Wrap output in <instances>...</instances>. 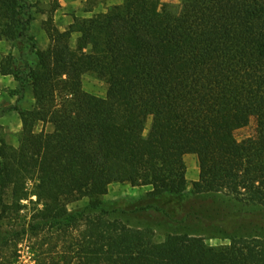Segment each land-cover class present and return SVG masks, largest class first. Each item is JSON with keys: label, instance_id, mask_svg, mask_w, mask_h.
Listing matches in <instances>:
<instances>
[{"label": "trees", "instance_id": "16d2710c", "mask_svg": "<svg viewBox=\"0 0 264 264\" xmlns=\"http://www.w3.org/2000/svg\"><path fill=\"white\" fill-rule=\"evenodd\" d=\"M106 1L88 0L90 11ZM121 1L76 19L74 46L73 31L59 30L50 14L49 46L40 50L28 34L31 0H0V42L20 45L0 73L17 82L9 110L22 120L18 146L0 143V220L23 209L29 181L39 206L23 232L33 264H264L262 235L220 246L191 233L157 241L152 229L102 209L114 183L180 201L189 154L199 167L191 194L264 207V0H183L179 10L162 0ZM89 73L107 83L105 97L84 90ZM29 86L32 109L20 105ZM252 120L257 135L238 141L236 130ZM82 200L85 207L67 209ZM15 255L0 253V264H14Z\"/></svg>", "mask_w": 264, "mask_h": 264}, {"label": "rangeland", "instance_id": "374dc122", "mask_svg": "<svg viewBox=\"0 0 264 264\" xmlns=\"http://www.w3.org/2000/svg\"><path fill=\"white\" fill-rule=\"evenodd\" d=\"M179 10L183 0H162ZM33 5L34 20L29 30V35L34 38L36 46L40 50H46L49 46L48 34L44 22L49 15L53 16L55 26L61 30L73 31L71 43L76 44L79 33L76 31V19L90 18L94 14L102 13L110 6L120 4L121 0H107L98 4L93 11L88 0H31ZM19 43L12 40L0 42V63L8 55H19ZM30 62L35 64L34 53L29 52V47L23 49ZM87 54L92 57L95 52L92 47L87 49ZM25 75V73H23ZM0 76H4L1 75ZM6 81H0V102L4 96H9L14 103L6 106H15L18 95L11 90L12 84L17 82L13 75H5ZM83 88L85 91L99 97L107 94V83L93 74L83 76ZM15 87V88H16ZM5 101L0 103V115L2 114ZM23 107L30 109L35 106L33 88L27 87L25 98L21 102ZM1 117V116H0ZM150 122L148 123L149 127ZM42 128V126L40 127ZM51 130V126L45 127ZM147 132V131H146ZM18 133L8 131L0 125V143L18 146ZM257 135V124L252 120L246 127L236 130L235 136L238 141H243ZM187 164V178L189 181L188 194L180 201L170 198H152L150 186H132L130 184L114 183L109 192L102 198V209L106 211L108 218L120 220L135 228H149L155 232V239L162 241L175 233H191L204 236L206 242L212 246L226 245L234 236H264V207L249 205L236 200L225 194H191L192 182L199 177L197 157L189 154L185 156ZM30 192V199L23 200V209L19 213H11V217L0 220V253L15 249L14 264H33L34 253L28 235L24 234V226H28L35 209L39 207L34 202L37 197L31 194L34 190V182L26 184ZM11 188L4 195L7 203H11ZM183 202L178 212L172 210L173 205ZM87 200L69 204L67 209L72 211L83 208ZM175 209V207H174ZM12 212V211H10ZM11 218V219H10ZM4 236V237H3ZM5 236L8 242L5 243ZM10 239L12 241H10ZM16 244V245H15ZM1 263V259H0Z\"/></svg>", "mask_w": 264, "mask_h": 264}, {"label": "crops", "instance_id": "0c3cea01", "mask_svg": "<svg viewBox=\"0 0 264 264\" xmlns=\"http://www.w3.org/2000/svg\"><path fill=\"white\" fill-rule=\"evenodd\" d=\"M2 75V74H1ZM5 76H0V81H3L5 78ZM3 79V80H2ZM6 81V80H4ZM16 84H12L11 86V90L16 89ZM1 99V97H0ZM3 101H5L4 107L6 105H9V103H14V100H12L11 97L9 96H4V99L1 100L0 103H2ZM7 108H4L6 111L4 113H2L0 116V125L4 126L6 130L8 131H14L15 133L20 134L21 130H22V120L21 117L19 115V113L15 110H9V108H11L12 106H6ZM32 109V108H30Z\"/></svg>", "mask_w": 264, "mask_h": 264}]
</instances>
